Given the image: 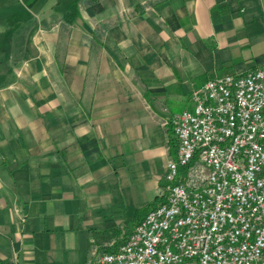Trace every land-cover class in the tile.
<instances>
[{
  "label": "crops",
  "instance_id": "1",
  "mask_svg": "<svg viewBox=\"0 0 264 264\" xmlns=\"http://www.w3.org/2000/svg\"><path fill=\"white\" fill-rule=\"evenodd\" d=\"M262 65L264 0H0V264L116 249L160 202L171 115Z\"/></svg>",
  "mask_w": 264,
  "mask_h": 264
},
{
  "label": "built area",
  "instance_id": "2",
  "mask_svg": "<svg viewBox=\"0 0 264 264\" xmlns=\"http://www.w3.org/2000/svg\"><path fill=\"white\" fill-rule=\"evenodd\" d=\"M173 113L160 202L93 264H264V65L207 79Z\"/></svg>",
  "mask_w": 264,
  "mask_h": 264
},
{
  "label": "trees",
  "instance_id": "3",
  "mask_svg": "<svg viewBox=\"0 0 264 264\" xmlns=\"http://www.w3.org/2000/svg\"><path fill=\"white\" fill-rule=\"evenodd\" d=\"M84 1H90V2H93V1H95V0H84ZM75 3L70 7V11H69V14H70V20L71 19H73L76 15H77V13H78V11L75 9Z\"/></svg>",
  "mask_w": 264,
  "mask_h": 264
}]
</instances>
